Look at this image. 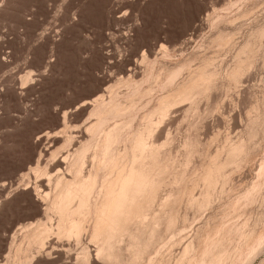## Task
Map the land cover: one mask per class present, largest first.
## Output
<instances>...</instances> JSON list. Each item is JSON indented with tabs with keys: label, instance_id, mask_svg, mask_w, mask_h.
<instances>
[{
	"label": "rangeland",
	"instance_id": "obj_1",
	"mask_svg": "<svg viewBox=\"0 0 264 264\" xmlns=\"http://www.w3.org/2000/svg\"><path fill=\"white\" fill-rule=\"evenodd\" d=\"M237 1L0 0V264H20L19 260L12 263L14 258L11 256L17 243L27 246L21 238L28 225L50 221L55 227L56 216L51 214L47 217L45 202L37 196L50 191L49 173L50 176H70L62 158L68 150L77 146L76 143L86 138V126L92 121L89 117L91 107L87 104L103 91V95H107L106 91L108 93V89L120 78L142 80L146 61L154 60L170 65L190 60L188 62L193 71L208 58L214 62L212 67L215 65L213 68H219L220 73L216 91L213 90L209 97L201 98L195 112H186L188 103L177 104L157 127L155 139L161 145L166 140L170 142L165 148L173 153L175 163L173 175L165 180L155 209H159L160 201L167 198L172 190L184 187L185 182L182 186L181 183H173L175 174L185 171L188 180L185 184L190 187L188 191H192L190 195L200 198L207 190L201 180L203 169L215 161V172L222 173L213 186L205 211L188 207L187 199L180 204L179 212L187 215L190 222L187 220L185 226L180 225L179 231H182L179 237L178 234L170 236L169 244L175 242V246L173 243L168 249L169 245L159 244L157 253H162L166 264L177 263L189 240L198 243L224 219L232 222V231L222 245L228 256H235L244 244L258 248L262 241L263 245L264 41L257 55L260 59L257 57L253 67L245 71L242 82L230 83L227 74L249 30L259 24L264 26V0H261L262 6L260 0V4L247 0L244 5L239 0L244 7L251 3L252 7L256 6L255 9L250 4L249 9L247 6L244 8ZM233 3L236 5L232 6ZM240 5L241 8L238 7ZM235 8L240 11L237 13ZM250 8L248 13L243 11ZM228 15L231 16L227 18ZM215 16H218L217 19ZM221 23L227 29L230 25V30L232 26L236 28L240 25L242 29L226 30L233 35L230 44L224 47L212 42L218 30L216 24L223 29ZM165 48L169 56L162 53ZM23 76H28L29 81L24 80V83ZM183 78L180 80L183 81ZM120 90L125 91L123 87ZM161 92L156 90L154 99L161 96ZM253 119L261 120L255 125ZM69 134L73 137L70 143L65 139ZM193 138L199 141L200 146L191 147L195 151L186 163V143ZM242 143H247L245 153L231 156L233 147ZM235 156L237 163L231 164ZM38 166L41 167L39 172L35 169ZM46 171L49 172L46 174ZM252 189L254 199L235 210L233 205L236 201L252 193ZM239 228L241 231L238 232ZM252 234L253 237L248 239L247 235ZM82 236L84 239L81 237L77 241L74 237H63L54 231L43 246H33L30 253L37 255H30L29 259L36 261L32 260V264H83L82 253L89 247L93 259L84 263L106 264L103 259L101 261L100 255H96L97 244L91 240L89 227ZM175 236L181 242H176L178 239ZM252 246L244 264H264V245L254 250ZM156 251L155 257L159 254ZM97 257L100 259L97 260ZM5 258L11 259L9 263Z\"/></svg>",
	"mask_w": 264,
	"mask_h": 264
},
{
	"label": "bare ground",
	"instance_id": "obj_2",
	"mask_svg": "<svg viewBox=\"0 0 264 264\" xmlns=\"http://www.w3.org/2000/svg\"><path fill=\"white\" fill-rule=\"evenodd\" d=\"M240 1H242L244 5V2L247 0ZM240 1L238 0L237 2L239 3ZM258 1L259 0H255L254 4L259 3ZM242 2H240V4ZM250 2L252 1L250 0ZM260 3L259 4L262 6V1ZM234 4L235 3H233L232 6L236 5ZM249 4L251 8L255 6L253 4L254 6L252 7V4L248 3V5ZM241 5L238 7L241 8ZM248 5L246 4L249 9L250 6ZM255 7L253 9H255ZM251 8L250 10L247 9V11L243 9V11L248 13V11H251ZM237 9L235 8V11ZM243 11L242 13L245 14ZM237 13L236 16L239 17ZM226 15L223 17L225 18ZM229 16L231 15H228L227 18ZM230 19L226 20L230 21ZM226 20H224L225 22L223 21V23L226 24ZM242 22H240V24L244 25ZM253 22H255V20H253ZM222 25L221 23L220 26ZM230 25L228 29L231 27ZM249 25L250 24H248V27H250ZM226 27L224 28L223 25L224 30L221 27V29H219L216 24V29L218 30L215 32L216 34L214 33V37L211 35L213 37V40L211 39L213 44L218 47H224L230 44L229 42L233 34L231 35L228 31L233 32L234 27L232 26V30H228ZM240 27L234 29L238 31L241 29ZM250 30L248 35L245 34V39L243 38L244 42H238L242 45H239L240 48L237 47L239 50L233 59L234 64L231 65L232 68L228 70L229 74H227V78L231 80L230 83L239 84L242 82L241 78L243 79V74L255 63L261 46L264 43H262V41H264L263 25L260 26L259 24L258 27ZM233 40L231 43H233ZM163 52L168 55L169 51L165 48L162 53ZM188 61L190 62V60H187L173 65L160 63L157 62V60L146 61L145 73L143 74L142 80L137 81L134 78H120L114 86L108 89V93L106 91L107 95H103V91V94H100L91 101L88 99L90 102L87 106L90 105L91 107L89 117H91L92 121L86 126V138L82 135L84 140L81 142L79 141L80 143L78 144L76 143L77 146L75 148L73 147V149L68 150L67 154L65 153L66 155H64V157L62 156V162L67 164V171H69L70 176L67 171L64 173L69 177L62 174L50 176L49 173V182L52 185V187L50 186L49 188L50 191L44 193L41 191L42 193L38 195L41 197L37 196V198L45 202L41 203L46 205H44L46 208L43 209L47 217L49 218L51 214L56 216L55 227H53L54 225H52L53 223L51 224L50 221L49 223L51 225L48 222L40 221L37 224H35L36 222L33 224L30 223L31 225H28L26 228L24 226L25 231L21 241L24 239L27 242V246L25 245L26 247H23L18 243L16 247L14 246L15 250L11 256V258H14L12 263H14V260H19L20 264H32V260H35L29 259L32 253H30L31 249H33V246H43L46 238L54 231L55 234L57 233L63 237H74V240L80 241L81 237H84L82 234L87 227H89L91 240L97 244L96 253L98 254L96 255H100L102 257L101 261L103 259L106 264H166L162 258V253L158 252V254L156 251L157 245H169V247L167 246L168 249L170 246L172 248L173 243V246H175L176 243L172 241L174 238L171 239V243H173L171 245L169 244L170 238L172 236L174 237L176 234H178L177 236L179 237V233L182 231H179L180 225L182 224L185 226L184 223L187 220V222H190L187 215H181L179 212L180 204L187 199L188 207H192L200 212L201 210L205 211V208L208 207L210 203L213 186L222 177L221 172H215L214 170L216 166L215 161H211L207 167L203 169L204 171H202L203 173L201 175V180L206 184L207 190L201 194L202 196L200 198H196L190 195L192 191L190 189L188 191L190 187H187L185 184L188 181L186 172L181 171L174 175L175 177L172 181L174 184L181 183V186L182 183L185 182L184 187H180L179 185V189H175V191L172 190L167 198L160 201L159 209H155V203L158 201L159 195H161L160 191L165 180L173 175L172 170L175 163V160L173 161V153L169 151L170 149L166 150L165 148L170 142L166 140V142L161 145V143L158 144V141H156L155 135H157V127L168 115H170V112L177 104L179 105L184 102L186 104L188 103L185 108L186 112H195V110L198 109V101L201 98L209 97L213 90L216 91L217 77L220 74L219 68H213L215 66L212 67L214 62L212 63L208 58H205V61L203 60V64L200 63V67L197 66L199 69L194 68L193 71H191L192 66H190ZM185 74H187V76L183 78L182 76H185ZM28 76H23L24 78L22 81H27ZM181 78H183V81H181ZM122 87L125 89L124 92L120 90ZM158 89L162 91V95L154 99L153 93ZM102 90L103 89L99 92L101 93ZM140 113H142L141 116ZM66 116L67 113L64 114L65 118ZM260 120L253 119V124L255 123L256 125ZM253 128H255V126H253ZM69 135L65 138L68 143H70L73 138ZM194 138L193 141L191 139L186 143V163H189V157L193 155L195 151L191 149V147L195 146L194 148H196V146H200L199 141ZM246 144L242 143L233 147L230 151L231 156L232 154H238L239 156V153L246 150ZM234 158L235 160L232 158L233 162L231 161V164L236 162V156ZM40 168L41 167L38 166L35 169L39 172L41 171ZM262 170L264 172V167ZM43 172L44 170L42 173ZM47 172L49 171H46V174ZM56 172L59 173L60 171ZM255 188L256 187H254V191H256ZM254 191L252 189V191H250L252 193H247L244 197L242 196V198L236 201L234 205H231H233L235 210H238L241 205H245L246 202H250L254 199ZM43 220L45 219H42V221ZM231 231V220L224 219L220 221L213 226L208 234L205 233L207 236L203 240L198 243L189 240L190 243L184 245L185 248L183 247L182 256H180L179 260H177L178 262H175V264H224L226 261L230 262V264H244L248 261L249 253L252 250L250 247L252 245L244 244L236 251L237 253L235 256H228L222 245ZM237 231L239 232L241 229ZM241 234L243 235V233ZM249 235H247V238L251 239L253 234L251 236ZM177 239L176 237V240ZM178 241L180 240L178 239L176 242ZM263 245L261 241L260 246L262 247ZM261 247H253V250ZM87 248L88 249H84L82 253V259L84 262L90 263V258H92L90 255H92V252L90 253L89 247ZM218 249L222 251L218 252ZM155 251L156 254H158L156 257L154 256ZM34 252H36V250ZM11 253L9 255H11ZM34 256L31 255V257ZM5 259L8 261L7 263L11 260ZM99 259L97 257V260ZM84 262L83 264H86Z\"/></svg>",
	"mask_w": 264,
	"mask_h": 264
}]
</instances>
